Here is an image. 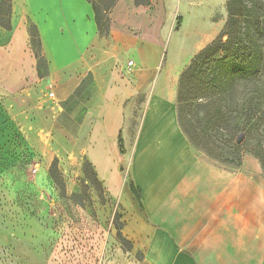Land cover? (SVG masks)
I'll use <instances>...</instances> for the list:
<instances>
[{
  "label": "crops",
  "instance_id": "1",
  "mask_svg": "<svg viewBox=\"0 0 264 264\" xmlns=\"http://www.w3.org/2000/svg\"><path fill=\"white\" fill-rule=\"evenodd\" d=\"M167 12L161 0H117L104 37L87 0H13L12 30L0 26V45L26 60L11 71L37 73L29 24L37 26L57 105L77 121L76 145L93 154L107 196L121 205L122 233L148 264H264L261 164L215 162L181 129L176 85L166 91L164 81Z\"/></svg>",
  "mask_w": 264,
  "mask_h": 264
},
{
  "label": "rangeland",
  "instance_id": "2",
  "mask_svg": "<svg viewBox=\"0 0 264 264\" xmlns=\"http://www.w3.org/2000/svg\"><path fill=\"white\" fill-rule=\"evenodd\" d=\"M161 1L168 11L167 21L173 23L164 30L167 53L163 72L168 91L174 85L177 89L179 77L195 53L220 35L228 11L226 0ZM2 45L0 264H148L122 233L118 200L86 178L85 162L92 163L93 154L77 147V121L61 113L55 94L50 96L55 86L38 72L11 71L26 60L10 56L11 50ZM250 88L241 86L240 102L255 90L252 84ZM138 126L139 118L131 123L130 143L137 138ZM243 141V162L246 157L259 162L253 152L264 146L262 128ZM226 154L235 158L229 151ZM55 161L53 179L50 171ZM120 168L125 171L124 165Z\"/></svg>",
  "mask_w": 264,
  "mask_h": 264
},
{
  "label": "trees",
  "instance_id": "3",
  "mask_svg": "<svg viewBox=\"0 0 264 264\" xmlns=\"http://www.w3.org/2000/svg\"><path fill=\"white\" fill-rule=\"evenodd\" d=\"M12 1L0 2V26L12 30ZM94 12L101 36L111 33L110 12L117 0H87ZM137 7H148L152 0H132ZM228 19L220 35L200 51L183 70L177 88V114L181 129L192 145L213 161L232 169L243 165L244 141L259 128L264 133V0H226ZM31 46L37 59L40 78L47 77L49 65L42 55L41 40L35 24H29ZM224 38L226 40L224 41ZM37 47V49H36ZM43 68L45 73L42 72ZM255 86L248 98L240 102L239 89ZM120 152L124 154L122 136ZM253 155L264 172V146ZM217 152H215V151ZM229 151L235 158L227 156ZM219 153V154H218ZM55 161L50 174L54 179ZM86 178L103 189L95 168L85 162ZM140 201V192L131 185Z\"/></svg>",
  "mask_w": 264,
  "mask_h": 264
},
{
  "label": "water",
  "instance_id": "4",
  "mask_svg": "<svg viewBox=\"0 0 264 264\" xmlns=\"http://www.w3.org/2000/svg\"><path fill=\"white\" fill-rule=\"evenodd\" d=\"M243 135H241L238 140H237V144H241L243 142Z\"/></svg>",
  "mask_w": 264,
  "mask_h": 264
},
{
  "label": "built area",
  "instance_id": "5",
  "mask_svg": "<svg viewBox=\"0 0 264 264\" xmlns=\"http://www.w3.org/2000/svg\"><path fill=\"white\" fill-rule=\"evenodd\" d=\"M131 63H132V62H131ZM131 63H130V64H131ZM50 96H51V97H54V93H53V92H51Z\"/></svg>",
  "mask_w": 264,
  "mask_h": 264
}]
</instances>
